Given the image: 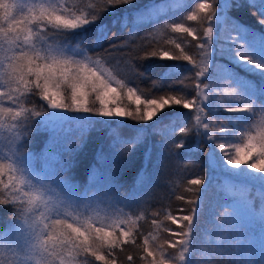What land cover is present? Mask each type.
I'll return each mask as SVG.
<instances>
[{
  "label": "snow or ice",
  "instance_id": "snow-or-ice-1",
  "mask_svg": "<svg viewBox=\"0 0 264 264\" xmlns=\"http://www.w3.org/2000/svg\"><path fill=\"white\" fill-rule=\"evenodd\" d=\"M102 2L103 7H94L70 5L68 0H0V148L9 152L0 154V209H11L9 223L0 229V245L11 253L12 264H118L117 250L122 253L129 244L141 247L136 221L144 218L143 212L133 217L124 211L139 198L136 185L121 192L124 178L135 170L143 183L157 148L168 158H178L175 150L185 149L191 156L202 150L203 142L210 148L205 158L209 172L227 176L222 182L209 183L205 177L189 181L194 187L188 188L193 193L186 201L188 214L179 220L166 217L176 224L186 222L180 232L172 233L180 239L157 244L152 238L150 244L145 236L140 258L146 264H215L217 258L226 264H264V31L256 33L226 14L230 8L240 9V0L195 3L182 20L198 21V29L168 23V12L181 10L182 0ZM247 2L264 27V0ZM149 25L192 36L199 60L180 43L175 44L179 55L152 51L139 59L183 60L194 76L173 79L180 75L179 65L163 70L155 64L137 67V58L121 51ZM126 28L127 38L114 43ZM218 37L225 44L217 46ZM106 42L109 47L98 52ZM115 52L126 58V78L100 67L106 54ZM217 55L258 78L242 79L229 69L218 72L219 61L213 64ZM153 73L159 74L151 89L169 91L158 100L142 101V91L132 84L151 79ZM186 79L193 83L185 84ZM190 88L196 95L189 100ZM214 92L231 103L213 107ZM123 95L135 99V110L119 106ZM174 105L194 114L191 127H178L179 113L177 119L157 124ZM177 128L183 137L179 142ZM90 131L99 135L90 137ZM43 133L45 146L34 152L33 138ZM190 133L197 139L188 148ZM73 135L78 139L69 142ZM89 156L87 182L80 183L77 173ZM213 186L219 198L209 210L212 231L200 241L197 223ZM217 206L223 209L218 216ZM152 224L159 229L162 221L153 219ZM127 261L131 264L134 256L129 254Z\"/></svg>",
  "mask_w": 264,
  "mask_h": 264
},
{
  "label": "trees",
  "instance_id": "trees-1",
  "mask_svg": "<svg viewBox=\"0 0 264 264\" xmlns=\"http://www.w3.org/2000/svg\"><path fill=\"white\" fill-rule=\"evenodd\" d=\"M163 0H138L141 4H151L158 3ZM69 4H76L80 6L89 5L94 7H103L102 0H68ZM200 2V0H182L181 10L176 11L172 9L167 14L168 23H180L184 22L185 26L192 27L193 29L200 28V24L198 21H183L182 18L187 15L188 11H192L195 7V3ZM242 7L238 10L230 8L226 10V14L229 17L235 16L240 22L246 24L250 30H254L256 33L264 31V27H262L258 23V16L253 15L256 12V8H252L248 6L247 0H240ZM164 20H161V25L164 24ZM206 26V25H205ZM154 25H149L147 27L140 28L138 34L131 41L129 47L122 49V52L131 53L132 56L136 57L135 63L137 67H141L142 65L155 64L161 70L166 69L172 65H179L180 67V75L174 76L173 79L179 80L181 77H189L194 76V72H188L185 69L190 67L187 65L186 61L183 60H160L159 57H149L148 59H139L140 57H144L146 54L151 53L152 51H169L170 55H179L180 50L175 47L176 43H180L182 47L185 49L188 55L194 56L197 60H199V56L197 55V49L195 47L196 41L193 40L192 36H187V34L180 32H172L171 29H162L155 28ZM115 29H113L114 31ZM128 29H124L122 34L120 35V40L113 41L114 43H119L121 40H125L127 38ZM111 35V32L109 33ZM202 35V32H200ZM227 36L228 33L225 32L223 34ZM235 35V33H233ZM74 42V41H73ZM217 46L225 44V40L223 38L218 37L216 41ZM109 47L106 42L103 49H97L98 52H103L104 49ZM95 59V56L93 57ZM219 61V66L217 68L218 72H222L225 69H229L234 71L240 78L242 79H256L258 78V74L250 73L244 67H235L234 62H230L229 58L221 57L219 55L213 58V64ZM105 71L109 72V69L115 70L119 76L118 78H126L127 77V65L126 58H121V52L112 53L111 56H107L104 61L100 65ZM159 73H153L151 79L148 80H140L136 81L132 84L133 87L138 85L139 89L142 91L141 100L145 99H157L164 95L169 89H151V81L153 79L158 78ZM185 84L191 85L193 81L191 79L184 80ZM220 83H227V81H221ZM179 87V86H178ZM151 89V90H150ZM225 91L224 89L221 90ZM196 95L194 88H190L188 90L187 99H192L193 96ZM36 102L40 103L39 98L36 97ZM94 100V96L92 97ZM210 99L212 101L213 107L217 103H223L228 101L227 96H223L221 98L220 93H211ZM231 103V101H228ZM98 105V102H97ZM131 105L132 109L135 110L136 101L121 103L122 108L128 107ZM141 110H143V104L140 105ZM166 112H169L168 109H165ZM182 114L178 121V127H191L194 124L193 113H190L188 109H184L182 106L174 105L169 116L162 120L157 121V124H165L169 123L173 119H177V114ZM70 116H74L76 114H69ZM211 118V113H209ZM260 117L256 118V121L259 120ZM128 123H136L135 121L128 120ZM151 123V122H149ZM69 125H66L68 127ZM222 125L217 124L216 127H220ZM100 125H96V128H99ZM99 134L95 131H90V137H97ZM183 137L178 131L175 133V139L179 142ZM47 139V133L41 134L38 138H33V143L30 145L31 150L34 152H39L44 146ZM73 139H78V135L70 136L69 142ZM159 139V137H157ZM196 136L194 133H190L186 138V147H193L196 143ZM221 141L217 140L216 143H220ZM233 143L237 142L235 140ZM243 143L242 141H239ZM201 151L194 153L189 156L186 153L185 149H177L178 153H180L179 157L168 158L165 157L161 159L160 156L162 153L157 148L156 153L154 155L152 163L148 168L147 178L144 180L143 184L137 179L140 173L133 170L128 173V175L124 178L122 183H124L125 187L121 189V192L125 190L131 189L133 185H136V191L138 193V200L131 206V208H126L124 211L126 213H132L133 217L139 216L141 212L144 213V218L136 221V230H138V244L141 245L140 248L135 245H126L124 252H119L118 254V264H130L127 261V256L129 254L134 256V261L131 264H146L143 260H141L142 253V245L143 239L145 236L149 237L150 244L153 242L152 238H155V243L162 244L164 240H170L175 242V240L180 239L178 235L173 236L172 233H178L182 230V224L186 223L181 221V223L176 224L171 220H167L166 217L171 214L174 218L179 220L180 217L187 215L190 206L186 203L188 199L193 197V193L188 191V188L194 187L189 184V181L199 178L205 177L206 181L209 183L222 182L224 177L227 176V173H220L219 177H214L205 166V158L206 154L209 152V145L205 143H201L200 145ZM218 151V150H217ZM245 152L240 155L243 157ZM261 159H264L262 157ZM92 162L91 156L88 157L87 160L84 161V164L80 167L77 173V179L80 183L87 182V167L89 163ZM257 162L258 161H251ZM38 164V161H37ZM241 167H245L241 165ZM229 179L232 178L228 177ZM256 189H252V193L255 194ZM183 196L184 199H178V197ZM206 200L204 203V212L200 215L199 221L197 223V233L200 241H203L207 238L206 233L212 231V224L210 221L213 219L211 215H209V210L211 205L215 202L219 197L216 195L215 187L211 188L206 193ZM254 205L257 210L260 208V200L257 198L254 200ZM184 209V211H181ZM223 211V209L218 206L215 208L216 215ZM11 216V209H0V229H3L5 225L9 223V219ZM153 219H157L162 221L161 227L158 229L153 226ZM164 228H169V232L163 231ZM258 234V228L256 229ZM215 238V237H213ZM170 252L174 251L169 249ZM11 253L7 250L6 246L0 245V264H12ZM94 261V258H90ZM94 264H101V262H94ZM215 264H226L223 259L217 258Z\"/></svg>",
  "mask_w": 264,
  "mask_h": 264
},
{
  "label": "rangeland",
  "instance_id": "rangeland-1",
  "mask_svg": "<svg viewBox=\"0 0 264 264\" xmlns=\"http://www.w3.org/2000/svg\"><path fill=\"white\" fill-rule=\"evenodd\" d=\"M163 1H161V2H158V3H162ZM101 67V66H100ZM102 68V67H101ZM246 69V68H245ZM102 70L103 71H105L103 68H102ZM105 73L106 74H108V72L107 71H105ZM223 84V83H222ZM113 87H117L118 88V85L114 82L113 83ZM132 101H134V99L133 100H129L128 98H127V95H123V97H122V100L119 102V106H121V103H126V102H132ZM97 106H99V105H97ZM69 114H74V113H69ZM261 123V120L259 119V120H257V124L259 125ZM219 151V150H218ZM243 148H242V150H241V153H240V155L243 153ZM0 154H4V155H7V154H9V152H8V149L6 148V147H4V148H0ZM165 157H167V156H165V155H161L160 156V158L161 159H164ZM170 159V158H169ZM165 160V159H164ZM173 161H174V157H173ZM143 184V183H142ZM126 209V208H125ZM12 259V258H11Z\"/></svg>",
  "mask_w": 264,
  "mask_h": 264
}]
</instances>
